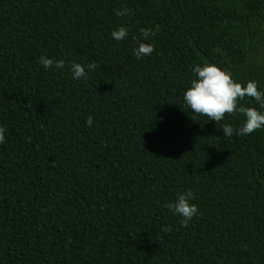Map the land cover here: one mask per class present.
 <instances>
[{
    "label": "trees",
    "instance_id": "1",
    "mask_svg": "<svg viewBox=\"0 0 264 264\" xmlns=\"http://www.w3.org/2000/svg\"><path fill=\"white\" fill-rule=\"evenodd\" d=\"M264 0H0V264H264Z\"/></svg>",
    "mask_w": 264,
    "mask_h": 264
},
{
    "label": "rangeland",
    "instance_id": "2",
    "mask_svg": "<svg viewBox=\"0 0 264 264\" xmlns=\"http://www.w3.org/2000/svg\"><path fill=\"white\" fill-rule=\"evenodd\" d=\"M254 32L256 34L255 40L257 41V46L253 50V61L264 64V15L254 27Z\"/></svg>",
    "mask_w": 264,
    "mask_h": 264
}]
</instances>
